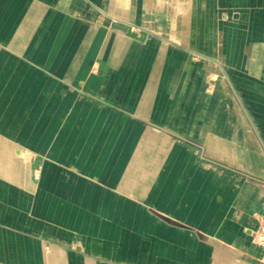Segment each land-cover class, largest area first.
Returning a JSON list of instances; mask_svg holds the SVG:
<instances>
[{"label":"crops","instance_id":"obj_1","mask_svg":"<svg viewBox=\"0 0 264 264\" xmlns=\"http://www.w3.org/2000/svg\"><path fill=\"white\" fill-rule=\"evenodd\" d=\"M136 4L0 0V264H264V0Z\"/></svg>","mask_w":264,"mask_h":264},{"label":"rangeland","instance_id":"obj_2","mask_svg":"<svg viewBox=\"0 0 264 264\" xmlns=\"http://www.w3.org/2000/svg\"><path fill=\"white\" fill-rule=\"evenodd\" d=\"M137 4L136 6H138L139 4L141 5L140 8H142V3H143V0H136ZM89 8H96L97 9V5H96V2H92V1H89ZM148 10H153L152 7H148L147 8ZM144 10V8H143ZM110 17V20L112 21V23H114V25H118V24H125L123 23L122 21H117V19ZM134 24L136 26H134L132 29L133 31L137 32V33H141V28L138 27L139 25L140 26H143L142 24H139V23H135ZM156 36H159L158 34H156ZM201 60H202V57H200ZM212 66L215 70L214 71H211V73H209L204 79L203 81H201V85H202V88H203V91L201 90L200 91V96L198 98H194L193 100H195L196 102L198 101V105L200 107H203V106H207L209 103L211 104V98L210 95H212L217 87V84H218V81H219V78L222 77L223 75V68L222 66H220L219 62H217L215 60V62L212 61ZM100 71V68H99V65H93L91 66V73L93 74H97L99 73ZM87 97H88V101H89V109L91 111H94L95 108L97 106H99V97H95L94 96V93H91V92H88L87 93ZM223 100V99H222ZM236 100V101H235ZM233 101H234V104L235 102H237L236 104H241V99L240 98H236L234 99L233 98ZM248 121L251 122L250 118L248 117ZM261 132L255 128V135L257 136L258 140L261 142L263 140L262 138V135L260 134Z\"/></svg>","mask_w":264,"mask_h":264}]
</instances>
